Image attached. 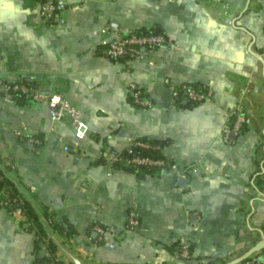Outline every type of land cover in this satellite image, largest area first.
<instances>
[{"label":"crops","instance_id":"obj_1","mask_svg":"<svg viewBox=\"0 0 264 264\" xmlns=\"http://www.w3.org/2000/svg\"><path fill=\"white\" fill-rule=\"evenodd\" d=\"M65 1L62 20L46 23L39 0H0V78L27 76L82 112L78 136L69 115L51 120L46 101L0 94V168L35 208L73 227L72 234L48 233L61 264L226 262L263 239L264 0ZM153 27L167 37L153 63L149 55L113 59L104 52L110 38ZM181 81L212 94L172 105ZM131 82L142 85L150 105L132 101ZM234 109L246 116L244 130L226 141ZM141 138L163 140L162 155L186 168L187 181L103 159L107 149ZM129 209L138 215L136 229L126 227ZM21 220L0 206V264L34 260L35 232ZM95 224L115 230L99 234ZM46 251L41 244L39 253ZM249 256L264 261V247Z\"/></svg>","mask_w":264,"mask_h":264},{"label":"built area","instance_id":"obj_2","mask_svg":"<svg viewBox=\"0 0 264 264\" xmlns=\"http://www.w3.org/2000/svg\"><path fill=\"white\" fill-rule=\"evenodd\" d=\"M66 7L65 0H39V16L40 19L44 22H50L54 17H58L59 20H62L61 11ZM102 32L107 31V26L101 28ZM167 41V37L162 32H138L135 29L128 30L124 33L118 34L110 38L106 46L104 47V52L110 58H124V59H136L149 55V62H154V53L157 47ZM16 83H10L0 78V89L5 91L4 96L8 99L10 90L20 89L21 91L26 92L34 101H46L48 104V113L51 120H58L64 114L69 115L70 124L73 127L76 135L82 136L85 131V125L82 120V112L80 107L71 103L66 97L60 93H51L45 95L43 92L39 91L35 85H27L22 81L21 76L18 77ZM131 90L132 101L137 105H150L152 100L149 96L144 95L142 85H139L135 82H131L129 85ZM184 92L191 98L197 100H203L209 98L212 94V91L209 87L203 85L202 89L197 90L193 87H183ZM178 90L172 88L171 91V104L176 105V95ZM234 118L231 124L224 126L222 131V137L224 140L228 141L231 139L232 133H238L242 125L246 121V116L239 109H234L233 111ZM134 143L142 146H148L147 141L135 140ZM65 148H68L66 145ZM105 158L107 162L112 165V162L115 160H122V158L117 153V149H107L105 152ZM125 163H134V164H149V165H159L162 166L163 170L170 171L176 177H185L186 168L179 165L175 161H171L165 157H151V156H141V155H132L127 157ZM0 175V180L2 179ZM5 192V197L0 196V205L6 206L12 202H19L20 198L17 196L10 197L8 190L0 188V193ZM14 211L21 216L25 217L24 211L20 208L14 209ZM139 218L134 209H129L127 212L126 227L128 229H136L139 227ZM94 228L96 231L101 234L105 230L113 232L115 227L113 225L102 226L95 224ZM180 253L182 256L187 257L189 255V243L184 242L181 245ZM249 257V256H248ZM251 257V256H250ZM36 264H52V263H36ZM235 264H264V261L258 260L251 257L247 260H241Z\"/></svg>","mask_w":264,"mask_h":264},{"label":"trees","instance_id":"obj_3","mask_svg":"<svg viewBox=\"0 0 264 264\" xmlns=\"http://www.w3.org/2000/svg\"><path fill=\"white\" fill-rule=\"evenodd\" d=\"M55 17L52 19L54 20ZM138 32H162L163 31L157 27L153 28H135ZM22 81L27 83V85H33L32 80L28 78L27 76H21ZM7 81V80H5ZM10 83H16L18 80L9 81ZM193 87L197 90L202 89L203 85L200 83H192L187 81H181L179 83H176L173 88L178 90V93L176 95L177 104L185 105V106H192L200 100L194 99L189 97L183 90V87ZM0 94H5V91L0 89ZM146 95V94H144ZM10 99L15 100L16 102H23L25 100H32L34 101L26 92L21 91L20 89H14L10 90L9 93ZM244 130V124L242 125L241 129L238 133ZM137 140V139H136ZM139 140L147 141L148 146H142L134 143V141L127 146L124 149L117 150V153L122 158V160H115L112 162V165L118 166V167H124L130 170L135 171L139 175H144L146 173H151L154 169H162V166L159 165H149V164H134V163H125V160L127 157H130L132 155H143V156H151V157H164L160 151L161 146L164 144L163 140L158 139H144L141 138ZM113 149V148H109ZM105 156H104V158ZM0 175H2V179L0 180V188L7 189L8 194L10 197L17 196L20 198L19 202H12L9 205L2 206L6 208L7 210L14 211L16 208H20L24 211L25 217L22 218L21 223L24 227L28 228L29 230H33L35 232V241H34V260L31 264L36 263H52V264H61L60 260L56 256V243L55 241L48 235L49 231L53 228L58 229H65L67 234L73 233V227L71 224L68 223L64 219L63 223L58 224L51 212L47 210V208H43L42 210H38L35 208V206L32 204L30 200H27L24 196L20 195L18 193L16 185L13 183V181L9 178L8 175H6L2 168H0ZM255 183L258 189H262V180H263V174L262 172H257L255 174ZM1 197H5V192L0 193ZM41 244H45L47 251L43 254L39 253V248L41 247ZM190 257V245H189V255ZM184 257L186 260H188L189 257ZM251 257H247L244 260L250 259ZM199 260H202L204 264H224L225 260L222 259L219 262H215L212 258L202 257L198 258Z\"/></svg>","mask_w":264,"mask_h":264},{"label":"water","instance_id":"obj_4","mask_svg":"<svg viewBox=\"0 0 264 264\" xmlns=\"http://www.w3.org/2000/svg\"><path fill=\"white\" fill-rule=\"evenodd\" d=\"M178 181L181 183H185L187 181V179L183 178V177H178ZM263 247H264V238L258 240L251 247L246 249L243 253H241L240 255H237L236 257L230 259L229 261H226L224 264H235V263L247 258L250 254L254 253L257 250H260Z\"/></svg>","mask_w":264,"mask_h":264}]
</instances>
